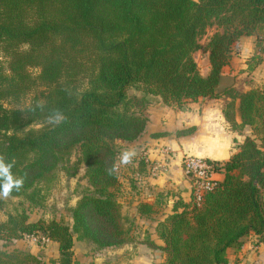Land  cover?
Returning <instances> with one entry per match:
<instances>
[{"label":"trees","instance_id":"trees-1","mask_svg":"<svg viewBox=\"0 0 264 264\" xmlns=\"http://www.w3.org/2000/svg\"><path fill=\"white\" fill-rule=\"evenodd\" d=\"M214 22L219 28L208 40L210 69L203 74L194 52ZM246 35L255 38L247 60L251 71L264 54V0H0V50L9 58L8 68L0 61V158L11 165L14 179L23 180L10 196L41 204L48 185L35 181L50 180L44 176L76 146L93 186L72 207V223L30 220L20 198L0 221L1 237L55 240L57 264H73L76 238L97 248L126 242L134 220L122 212L114 140L131 141L143 132L150 102L184 107L224 94L231 126L238 128L239 98L241 122L251 134L228 160L208 159L224 177L204 203H194L191 179L190 200H177L157 223L163 243L148 239L164 251L161 264H229L228 249H241L251 233L264 244V84L218 91L235 45ZM32 65L40 66L35 75L28 70ZM39 84L41 97L14 105ZM138 210L151 213L153 204L141 201ZM35 260L29 251L0 248V264Z\"/></svg>","mask_w":264,"mask_h":264},{"label":"crops","instance_id":"crops-1","mask_svg":"<svg viewBox=\"0 0 264 264\" xmlns=\"http://www.w3.org/2000/svg\"><path fill=\"white\" fill-rule=\"evenodd\" d=\"M254 41V36L246 35L236 43L238 51L225 66L219 92L237 84V79L248 72L247 60L255 51ZM209 67L210 61L203 74L208 73ZM227 99L230 97L221 94L218 97L189 100L184 107L162 104L161 101L147 105L144 110L147 117L145 129L136 139L126 142V151L134 153L129 164L136 165L132 167L131 191L121 192L119 197L123 214L134 220L131 237L122 244L92 251V254L81 258L82 262L162 263L164 251L149 239L162 244L163 240L156 230L158 221L173 210L177 200H190L192 182L183 169V156L193 154L226 161L244 141L246 129L235 130L226 118L224 109ZM236 119L241 121L238 110ZM154 164L158 166L156 171L152 169ZM215 176L222 179L224 173L217 171ZM120 180L123 181L121 176ZM128 196L133 199L130 200ZM141 201L153 204L154 210L148 214L140 213L138 204ZM257 239L251 233L244 238L241 249L229 248V264H264V244L258 245Z\"/></svg>","mask_w":264,"mask_h":264},{"label":"rangeland","instance_id":"rangeland-1","mask_svg":"<svg viewBox=\"0 0 264 264\" xmlns=\"http://www.w3.org/2000/svg\"><path fill=\"white\" fill-rule=\"evenodd\" d=\"M218 28L219 27L216 22L209 24L200 36L201 47L194 52L195 59L202 73L206 72L210 61L209 50L207 48L208 40ZM8 60L9 58L6 57L0 50V61L4 62L6 68H8ZM39 69L40 66L37 65L28 67V70L31 71L33 75H35ZM247 71L248 72H244V74L237 79V84L233 86L246 90L250 87L264 84V54L262 60L257 64V66L253 70L249 71L247 69ZM256 80H259V82L256 83ZM43 91L44 85L39 84L35 87L33 86L30 92H28V94L25 95L20 102L14 103V105H27L36 97H41ZM129 92L131 94L137 93V90L134 87H130ZM229 100L230 99H227V102ZM235 101V104H238L237 106L239 107V98H236ZM5 105L11 106V103L5 101ZM145 105H147V103ZM238 107L235 105V113L237 110L239 111ZM236 125L238 128H234L235 130H248L244 131L246 133L245 137L246 135L251 134L250 125H244L239 120ZM127 141L128 140L123 138H116L114 140V145L118 150L116 169L119 174L120 182L116 186L118 187L120 193H125L127 190L131 191L130 188L133 184V181H131V174H133L132 167L134 164L122 163V154L127 152ZM80 156V148L76 146L72 150L68 160L62 163L60 162L55 169L53 168L49 171L50 173L48 172L46 176H44L50 180L46 181L45 178H41L35 181V185L38 186L48 185L45 198L41 204L31 205L28 200L18 196L9 195L7 198H3L6 202H4L3 205L0 204V221H4L8 218V212L13 211L14 203L18 201L20 202L19 199L21 198V201H23V204L27 209L30 220H37L39 218L51 219L55 217L58 219L63 218L66 222L72 223V207L78 203V200L84 193L93 190V186L90 184L88 177L86 176V164L79 161ZM120 176L123 181L120 180ZM128 198H131V196H128ZM132 199L133 197L130 200ZM125 223L127 226L132 227L128 219H125ZM34 237L37 238L35 239ZM75 243L73 246V264H83L84 262L81 261V258H85V256L92 254V251L102 249L97 248L96 243L85 238H76ZM0 248L6 250L22 249L29 251L37 258V260L32 261V264H57L56 259L59 257L57 241L35 234L10 239L3 238L0 235Z\"/></svg>","mask_w":264,"mask_h":264},{"label":"built area","instance_id":"built-area-1","mask_svg":"<svg viewBox=\"0 0 264 264\" xmlns=\"http://www.w3.org/2000/svg\"><path fill=\"white\" fill-rule=\"evenodd\" d=\"M182 165L187 176L193 180L194 203L202 205L207 193L218 184L220 178L215 176L217 170L207 158L193 154H185L182 158ZM152 169L156 171L158 166L154 164Z\"/></svg>","mask_w":264,"mask_h":264},{"label":"clouds","instance_id":"clouds-1","mask_svg":"<svg viewBox=\"0 0 264 264\" xmlns=\"http://www.w3.org/2000/svg\"><path fill=\"white\" fill-rule=\"evenodd\" d=\"M132 152H124L122 154V163L128 164L131 162ZM11 165L4 163L3 159L0 158V178L3 179V183L0 184V197L7 198L13 189L19 190L23 185V180H16L10 171Z\"/></svg>","mask_w":264,"mask_h":264}]
</instances>
